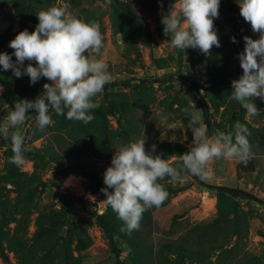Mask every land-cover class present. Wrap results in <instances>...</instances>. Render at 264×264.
I'll use <instances>...</instances> for the list:
<instances>
[{
	"label": "rangeland",
	"instance_id": "374dc122",
	"mask_svg": "<svg viewBox=\"0 0 264 264\" xmlns=\"http://www.w3.org/2000/svg\"><path fill=\"white\" fill-rule=\"evenodd\" d=\"M175 2L163 0V9L159 0L0 2V53L12 55L14 50L9 47L10 41L25 29L35 31L39 11L51 6H66L78 18L98 23L104 36L102 59L108 64L112 80L110 88H104L96 102L104 106L109 99L121 97L122 100L119 109H112L107 114L108 138L104 140L105 147L98 159L101 175L111 166L115 149L120 146L139 139L146 141V149L154 143L170 142L168 138L173 133L167 131V122L176 124L177 140L174 143L185 149L170 147L166 159L173 164L180 163V155L188 150L192 140L183 109L192 102L203 110L210 136L217 130L225 133L233 131L237 122L248 128L255 169L240 167L237 160H219L210 163L211 178L208 180L188 175L180 182L170 179L161 181L172 185V189L168 191L166 202L159 208H152L146 221H143L142 234L152 246V251L142 258L140 253L131 249L125 238H112L104 233L95 213L103 214L110 207L103 202L105 195L99 196L91 190L83 174L70 172L72 170L66 162L60 163L48 156L45 163L38 164L25 154L27 163L18 168L9 161L13 155L11 144L0 139V203L4 201L9 206L7 222L0 225V264H119L112 242L124 249L119 257L127 264H252L253 257L259 259L258 264H264V101H255L261 115L247 117L246 111L230 98L231 82L242 75L237 57L244 49L243 37L248 35L255 39L258 34L253 33L250 25L239 15L236 0H221L219 18L214 21L220 47L213 46L207 55L198 49H174L168 41L170 38L163 34L161 19ZM111 3L129 7L149 24L152 31L149 44L140 40L134 50L115 31L110 19ZM233 36L237 43L232 42ZM223 58L227 61L224 74L220 71ZM12 59L15 61L14 55ZM28 63L25 61V67ZM0 71L12 75V80L18 82L22 91L18 96L10 95L0 105L2 123L15 101L35 99L49 81L42 78L32 85L26 75L16 78L12 70L5 71L2 66ZM171 74L174 76H167ZM181 75L187 78H181ZM142 79L146 80L145 84L137 86ZM192 82L198 85L199 91L192 86ZM3 91L0 85V95ZM207 92L210 95L208 98L213 99L208 107L212 128L206 123L200 102L201 95ZM8 105V110L4 111ZM161 113L168 115L167 122L159 120ZM92 114L94 119L87 126L90 129L101 128L98 117ZM50 115L53 123L44 131L38 129L33 111L17 129L25 136L28 147L45 145L50 149L51 145H55V133L61 127H72L75 132L82 130L83 122L69 120L66 115L58 116L54 112ZM233 115H236L234 124L230 123ZM38 131L43 136L36 139ZM68 159L78 162L73 156L64 158ZM67 170L70 173L65 176ZM17 171L32 176L26 180L32 183L31 192L19 189L14 178ZM218 186L240 188L250 196L223 193L218 191ZM21 196L29 197V200L20 202L18 198ZM94 197L96 200L98 197L100 204L93 202ZM220 197L227 205L236 203L237 217L232 214L218 217ZM96 208L102 212L99 213ZM39 215L42 216V226H39ZM45 232L66 236L68 250L56 247L47 251L44 247L47 245ZM14 240H17L14 242L17 251L11 249ZM165 242H182L193 249L210 252V257L194 261L180 253H164L162 247Z\"/></svg>",
	"mask_w": 264,
	"mask_h": 264
},
{
	"label": "clouds",
	"instance_id": "9594fccd",
	"mask_svg": "<svg viewBox=\"0 0 264 264\" xmlns=\"http://www.w3.org/2000/svg\"><path fill=\"white\" fill-rule=\"evenodd\" d=\"M163 9V0H159ZM239 15L248 23L258 38L245 35L244 49L238 54L242 75L231 82L230 98L246 111L247 117L261 115L257 99L264 101V0H236ZM221 0H176L169 13L162 14L163 34L169 37L171 47L180 51L198 49L203 54L220 47L214 20L219 18ZM39 23L35 31L19 32L9 47L12 55L0 53V66L12 70L16 78L28 76L35 85L42 78L48 83L35 99H18L0 123V139L10 140L13 155L10 163L22 168L27 163L25 153L30 148L25 136L17 129L24 124L29 112L35 113L40 131L52 125L50 113L69 120L89 124L99 107L96 98L112 80L108 64L102 59L104 36L100 25L86 22L69 12L66 6H51L36 14ZM237 43L236 37L232 38ZM25 61H29L25 67ZM187 129L192 133L188 150L180 155V163L173 164L157 154V145L146 149V141L139 139L115 149L109 166L103 174L100 191L106 196L103 202L123 222L120 231L131 236L141 226L143 214L162 206L169 197L160 182L170 179L180 182L188 175L201 180L211 178L209 165L213 161L237 160L245 166L253 156L248 128L237 122L231 132L217 130L209 135L203 110L194 102L183 109ZM167 114L159 120L167 122ZM176 124L167 122L168 139L176 142Z\"/></svg>",
	"mask_w": 264,
	"mask_h": 264
},
{
	"label": "trees",
	"instance_id": "16d2710c",
	"mask_svg": "<svg viewBox=\"0 0 264 264\" xmlns=\"http://www.w3.org/2000/svg\"><path fill=\"white\" fill-rule=\"evenodd\" d=\"M11 1H16V0H0L1 3H6ZM110 19L113 23V27L115 31L120 33L123 36V39L134 50H136L138 42L140 40L145 41L148 44L150 43L152 39V31L150 29L149 24L129 7L120 6L115 3H111ZM217 19H215L214 21H216ZM226 64L227 61L226 59L223 58L221 61L222 68L220 69V71L223 74L227 68ZM167 76L173 77L174 75L171 74ZM225 76L227 75L225 74ZM181 78L186 79L187 77L181 75ZM141 82L142 83L138 84L137 86H142L143 84H145L146 80L142 79ZM0 85L4 88V91L0 95V105H2L3 102H6L10 95H13V97L18 96L22 92L18 82H14L12 80V75L4 73L3 71H0ZM109 86L111 85L107 84L105 86V89L110 88ZM192 86L199 91L198 85L194 83ZM208 94L209 92L201 95L200 102L205 112L206 123L208 124L209 128H212L213 125L210 122L211 114L209 113L208 107H209V102H212L213 99L208 98L210 96ZM121 101H122L121 97L111 100L109 99L106 101V105L99 106L97 109H94L92 111V113H94L98 117L101 128L97 127L95 129H90L87 125L82 124L81 125L82 130L79 132H75L74 128L72 127H61L55 133L56 146L51 145L50 149L46 148L45 145L43 147H37V146L28 147L30 148V151L26 152L25 154L29 158L35 160L38 164L45 163L47 161V156L50 159L52 158L54 160L59 161L60 163L66 162V164L72 170L70 172L83 174L88 179V186L91 188V190L95 193H98L99 196H104V194L100 191V189L106 187V185H104L103 175L99 173L98 163L100 162L98 161V159L101 157V151L105 147L106 141L104 140L108 138L107 114L112 109H119L121 107ZM9 106L10 105L5 107L4 111L8 110ZM232 118L233 119H230L231 121L230 123L234 124L236 115H233ZM102 135L105 138L102 139L103 137ZM41 136H43V133L40 131H38V133H36L35 135L36 139L40 138ZM6 141L9 144H11L10 140H6ZM172 146H177L178 148L185 149V147H183L180 144L174 142H168L157 145V154L161 155L163 158L166 159L168 156L167 151ZM72 156L74 158H77L78 160L77 163H75V160L73 159H68V161L64 160V158H71ZM239 164L240 167H243L248 170L255 169V163L252 161V159L249 160L246 166L243 163H239ZM70 172L69 170H67L65 176H67ZM14 176L16 183L19 186V189L22 190L25 188L29 192H31L32 183L26 180L27 178L32 176H29L27 173L21 171H17ZM161 183L165 186L167 191H170L172 189L171 187L172 185L163 182ZM217 188L218 191L220 192L223 193L227 192L235 196H250V193L240 188L227 187V186H218ZM18 199L20 202H26L29 200V197L21 196ZM235 204L236 203H234L233 205L232 204L227 205L226 203H224L222 197H220L217 205L218 217L220 218L227 217L229 214H232L234 217H237L238 208L236 207ZM0 210L2 214V221L0 222V225H3L7 222L6 212L9 210V206L4 201H2L0 203ZM151 210L152 209L146 211L143 214L140 229L138 231H134L131 236L120 231V228L123 226V222L117 218L116 213L113 212L111 208L107 209L103 214H97V213L95 214H96L97 222L103 228L104 233L106 235L112 238L114 237L125 238L130 244L131 249L140 253L142 258H144V256L148 252L152 251L151 250L152 246L147 243L145 237L142 234L143 231L142 228L144 227L143 221H146L145 218L148 217ZM41 217L42 216L38 218L39 226H42V223L40 222ZM21 222L22 221L20 220L19 223ZM38 232L39 230L37 231V235ZM44 235L47 242V245H44V247H46L45 249L47 251H51L56 247H60V248L62 247L63 249L68 250L69 241L68 239H66V236L55 235L48 232H45ZM14 242L16 243L17 240L11 242V249L17 251ZM41 243H43V241ZM112 247L114 249L115 254L118 256L117 257L118 263L127 264L126 261L121 260L119 257L120 252H122L124 249L118 247L114 242H112ZM162 252L169 254L180 253L181 255L183 254V256L186 259L194 260V261H203L210 257V252L201 249H193L187 245H184L182 242H165L162 247ZM258 262L259 259L253 257L252 264H258Z\"/></svg>",
	"mask_w": 264,
	"mask_h": 264
},
{
	"label": "built area",
	"instance_id": "2783aa9c",
	"mask_svg": "<svg viewBox=\"0 0 264 264\" xmlns=\"http://www.w3.org/2000/svg\"><path fill=\"white\" fill-rule=\"evenodd\" d=\"M93 202L100 204V201L98 200V197H97V200H96V198L94 197V198H93ZM96 209L98 210V208H96ZM98 212L101 213L102 211H101V210H98Z\"/></svg>",
	"mask_w": 264,
	"mask_h": 264
},
{
	"label": "water",
	"instance_id": "95a60500",
	"mask_svg": "<svg viewBox=\"0 0 264 264\" xmlns=\"http://www.w3.org/2000/svg\"><path fill=\"white\" fill-rule=\"evenodd\" d=\"M215 186V185H214Z\"/></svg>",
	"mask_w": 264,
	"mask_h": 264
}]
</instances>
